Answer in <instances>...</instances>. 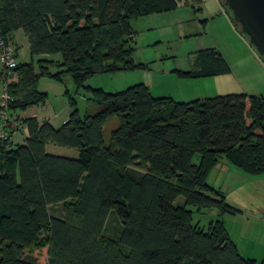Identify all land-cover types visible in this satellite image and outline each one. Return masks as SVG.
<instances>
[{
  "label": "trees",
  "instance_id": "trees-1",
  "mask_svg": "<svg viewBox=\"0 0 264 264\" xmlns=\"http://www.w3.org/2000/svg\"><path fill=\"white\" fill-rule=\"evenodd\" d=\"M179 1L0 0V39L9 43L22 30L32 57L61 54V62L39 60V75L19 62L12 110L45 105L42 77H69L100 108L81 117L66 87L73 112L61 128L29 118L25 143L0 150V264H41L33 255L40 238L48 264H264L242 257L221 221L194 223L193 210L240 212L209 183L222 161L264 175V97L185 103L153 96L144 84L115 92L87 85L135 68L134 24ZM201 58L196 77L231 71L215 49ZM112 117L119 126L106 145L102 130ZM49 144L78 156L49 154ZM59 204L60 216L51 215Z\"/></svg>",
  "mask_w": 264,
  "mask_h": 264
},
{
  "label": "rangeland",
  "instance_id": "rangeland-1",
  "mask_svg": "<svg viewBox=\"0 0 264 264\" xmlns=\"http://www.w3.org/2000/svg\"><path fill=\"white\" fill-rule=\"evenodd\" d=\"M134 27L136 35L132 37L131 45L135 48L133 62L136 67L117 74L96 76L88 81L87 85L102 86L107 91L115 92L144 84L153 96L170 97L174 101L185 103L229 94L264 97V61L236 28L222 1L201 0V3H198L193 0H180L175 10L142 18ZM8 44L15 50L17 48L19 62L32 64L37 75L40 74L39 60L61 62L59 52L32 57L28 38L22 30H19ZM211 49L222 55L231 71L221 75L196 77L202 69V52ZM59 70L58 66L50 67L51 73H57ZM66 80L65 84L48 77L39 79L37 89L47 95L46 103L17 112L23 137L14 136V147L25 143L29 135L25 122L29 118H37L40 124L50 121L56 129L69 120L73 108L66 95V87L75 98L81 117L100 111V108L90 101L93 98L91 94L85 89L76 92L69 77H66ZM118 126L117 117L110 118L104 124L102 131L106 145ZM46 148L52 155L70 158L78 156L74 149L53 144L47 145ZM199 159V154L193 156L194 163H198ZM220 171L217 170L219 173ZM232 176L230 174L226 182H223L220 176L214 185L215 189L226 197L227 203L230 199L233 201V196H227V191H231L230 187L234 184ZM237 181L244 182L239 192L234 194L235 200H241V195L244 197V208H240V212L222 214L215 208L201 211L193 208L194 223L207 228L211 222L221 221L239 254L260 263L264 261V216L249 208H252L255 202L264 205V176L247 175ZM235 202L228 204L237 209ZM61 211V204L50 208L51 215L60 216ZM44 240L38 239L33 255L41 264H48L47 245Z\"/></svg>",
  "mask_w": 264,
  "mask_h": 264
},
{
  "label": "built area",
  "instance_id": "built-area-1",
  "mask_svg": "<svg viewBox=\"0 0 264 264\" xmlns=\"http://www.w3.org/2000/svg\"><path fill=\"white\" fill-rule=\"evenodd\" d=\"M19 60L16 50L0 39V150L13 147V138L21 135V122L12 110L16 102L13 86L18 81Z\"/></svg>",
  "mask_w": 264,
  "mask_h": 264
},
{
  "label": "water",
  "instance_id": "water-1",
  "mask_svg": "<svg viewBox=\"0 0 264 264\" xmlns=\"http://www.w3.org/2000/svg\"><path fill=\"white\" fill-rule=\"evenodd\" d=\"M223 6L264 61V0H223Z\"/></svg>",
  "mask_w": 264,
  "mask_h": 264
},
{
  "label": "crops",
  "instance_id": "crops-1",
  "mask_svg": "<svg viewBox=\"0 0 264 264\" xmlns=\"http://www.w3.org/2000/svg\"><path fill=\"white\" fill-rule=\"evenodd\" d=\"M221 1V0H219ZM50 122V121H49ZM217 170H221L220 173L217 172ZM232 174L233 176V180L232 182L234 183L232 185V187H230L232 190L231 191H227L229 192L227 196H233V201H237L235 202V205L239 208H237L238 210H240V208H244V197L241 195L239 198H241V200H239L237 198V200L234 199V194L235 193H238L239 190L242 188V185L243 183H241L240 181H237L238 179H241V178H245L247 175L240 172V170H238L237 168H235L234 166L230 165L229 163H226L224 161L220 162L219 165L216 167V172L213 171L212 175L210 176V179H209V183L212 187H214V185L217 184L218 182V178L221 176V179L223 182H226L227 181V177ZM236 177H235V176ZM260 176H264V175H260ZM260 176H256V177H260ZM214 177L216 179H214ZM237 179V180H236ZM236 180V181H235ZM231 182V183H232ZM215 188V187H214ZM237 189V190H236ZM236 190V191H235ZM226 198V197H225ZM229 201V200H228ZM230 201L228 203H231L233 202ZM243 201V202H242ZM250 210H254V211H259L260 213H262V216H264V205H261V203L259 204L258 202H255L254 206L252 208H249ZM241 211V210H240Z\"/></svg>",
  "mask_w": 264,
  "mask_h": 264
}]
</instances>
